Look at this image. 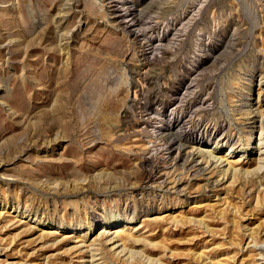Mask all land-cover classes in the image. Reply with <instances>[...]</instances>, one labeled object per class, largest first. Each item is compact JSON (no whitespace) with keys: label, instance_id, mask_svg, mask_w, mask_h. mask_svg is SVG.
I'll list each match as a JSON object with an SVG mask.
<instances>
[{"label":"rangeland","instance_id":"rangeland-1","mask_svg":"<svg viewBox=\"0 0 264 264\" xmlns=\"http://www.w3.org/2000/svg\"><path fill=\"white\" fill-rule=\"evenodd\" d=\"M90 255L264 264V0H0V264Z\"/></svg>","mask_w":264,"mask_h":264},{"label":"bare ground","instance_id":"bare-ground-1","mask_svg":"<svg viewBox=\"0 0 264 264\" xmlns=\"http://www.w3.org/2000/svg\"><path fill=\"white\" fill-rule=\"evenodd\" d=\"M261 147H263V141H261V140H259L258 141V146H257V149L260 151V149H261ZM215 150V149H214ZM214 150H211V149H209L208 151H207V153H208V155H209V157L211 156H213L212 154H210V153H212V152H214ZM215 157H213V159H214ZM223 158H225V157H217V162L219 161V162H222V161H227V159H223ZM216 159V158H215ZM238 159H236V160H234V162H226V165H228V167H227V170H231V173H235L236 171H237V169L236 168H234L235 167V165H237V164H235V163H237L238 161H237ZM240 164V163H239ZM238 164V165H239ZM226 169L224 170V171H227ZM232 170H234V171H232ZM233 174H232V176H233ZM191 219V218H190ZM134 230H136V229H134ZM121 233H122V228H117V229H115L114 230V232H112V237H116V238H118V242L120 243V245H118V247H121V248H123V242H124V239H122V238H119L118 236H120L121 235ZM129 234V233H128ZM115 238V239H116ZM128 238V237H127ZM134 238V237H133ZM114 239V238H113ZM137 239V238H136ZM141 241V240H140ZM137 242H138V240H137ZM136 242V243H137ZM125 245V244H124ZM89 246V245H88ZM123 250V249H122ZM94 260H96L95 258H94V256L93 255H90L89 256V263L90 264H97L98 262H95Z\"/></svg>","mask_w":264,"mask_h":264}]
</instances>
